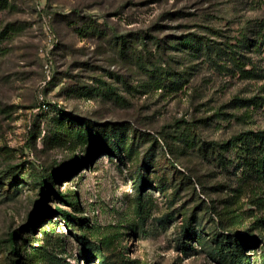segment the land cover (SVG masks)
I'll return each instance as SVG.
<instances>
[{"label":"rangeland","instance_id":"1","mask_svg":"<svg viewBox=\"0 0 264 264\" xmlns=\"http://www.w3.org/2000/svg\"><path fill=\"white\" fill-rule=\"evenodd\" d=\"M249 132L264 0H0V264H262Z\"/></svg>","mask_w":264,"mask_h":264},{"label":"trees","instance_id":"2","mask_svg":"<svg viewBox=\"0 0 264 264\" xmlns=\"http://www.w3.org/2000/svg\"><path fill=\"white\" fill-rule=\"evenodd\" d=\"M96 30V33H100L102 34L103 31L101 30ZM250 35L248 34H242V37L240 38V40L238 41V46H245V47H248L250 48L252 42H254L255 39L249 37ZM189 39V38H188ZM195 40L198 41L199 44H206L208 46H212V47H218V48H222L221 45L220 46H217L215 43H219V42H216V41H206L205 40V37L203 36H197V37H194ZM263 36H258L257 37V44L258 42H262L263 40ZM210 40V39H209ZM253 40V41H252ZM219 44H222L219 43ZM223 44H226V47L229 48L231 47V45H227V43H224ZM153 72L152 75H157V73L159 72L160 74H158L159 76L157 77L156 76V79L157 81L161 82L162 83V80H163V77H168V76H171L172 77V70H167V71H163L162 69H152ZM163 71V73L161 72ZM163 74V75H162ZM249 136H247L245 139H243V142H242V149L243 151H245L246 153L250 154L252 152V146H251V142L253 139H256L257 138L261 141H264V138L262 136H260L261 134L259 132H249L248 133ZM232 145V142H228L226 143V147L227 146H231ZM116 149V148H115ZM262 171V170H261ZM46 184L47 186L48 185H51L49 181L46 180ZM62 198H66V195H62ZM72 204H75L74 202H71ZM66 215V214H65ZM67 216V215H66ZM257 221H260L257 220ZM226 232H224V235H225V238L221 241V244L219 245L218 248H216V251H217V256H214L215 259L218 261V263L220 264H249V259L250 256H244V250H243V247H246L245 243L246 241L245 240H237L236 241V245H237V248H233V246H230L229 244L232 243V242H229V236H234V232H230L229 229H225ZM234 238H237L238 237H234ZM255 241H258V240H255ZM85 242V241H84ZM250 243V242H249ZM100 248V247H99ZM16 243H14V240H13V245H12V250H16ZM246 257V258H245ZM260 263L264 264V258H260ZM87 262H89V260L87 259ZM99 262H101V264H113L110 260H108L106 257L102 256L101 257V260H99Z\"/></svg>","mask_w":264,"mask_h":264}]
</instances>
